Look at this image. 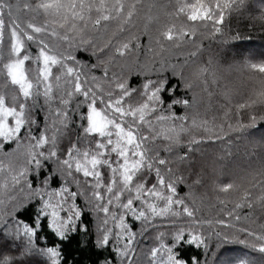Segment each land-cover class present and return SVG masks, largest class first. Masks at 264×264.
<instances>
[{
	"label": "snow or ice",
	"instance_id": "6c2138e0",
	"mask_svg": "<svg viewBox=\"0 0 264 264\" xmlns=\"http://www.w3.org/2000/svg\"><path fill=\"white\" fill-rule=\"evenodd\" d=\"M250 4L0 0V264H82L69 260L73 243L81 255L90 253L88 264H201L182 251L185 245L207 249L195 226L236 228L233 221L241 219L250 224L237 229L244 239L232 242L258 255L238 264H264V222L252 215H264V169L247 182L214 183L220 210L230 219L198 220V209L188 203L208 174L197 168L203 146L230 145L232 133L264 121V60L239 66L247 76L239 86L214 59L197 62L198 41L223 36L230 18ZM257 19L264 21V0ZM137 22L153 32L150 40L161 52L188 51L179 73L175 65L171 76L137 73L143 79L132 86L128 76L111 70L117 57L133 51ZM81 53L95 60L81 62ZM177 75L181 83L170 85ZM178 87L199 88L200 99L177 97ZM197 103L206 110L216 104L221 122L174 111ZM232 155L229 148L214 156L212 172ZM182 186L189 189L184 197ZM242 209L249 210L243 217ZM181 216L193 227L175 228L167 242L157 231L156 245L137 252L138 235L158 229L157 218Z\"/></svg>",
	"mask_w": 264,
	"mask_h": 264
},
{
	"label": "trees",
	"instance_id": "16d2710c",
	"mask_svg": "<svg viewBox=\"0 0 264 264\" xmlns=\"http://www.w3.org/2000/svg\"><path fill=\"white\" fill-rule=\"evenodd\" d=\"M260 15V0H251V4L248 9L245 10L243 15H235L230 18L227 22V26L224 30L223 36H217L216 38H201L198 41L201 45V55L198 58V63L206 61L207 57H211L218 63L227 64L228 62L234 63L236 65H241L245 60H251L257 62L264 60V21L257 19ZM132 34L135 37H138L137 40L133 41V51L128 54L126 57L120 58L117 57V63L112 66L111 70L116 73H123L124 75L130 78L132 86H138L143 76H137V73H147L153 79L157 75L162 74L165 76H171L172 66H176V70L179 73L182 70V65L184 60L188 56L187 50H177L172 49L170 51L161 52L159 48L150 40V36L153 32L150 30L147 34L144 32L143 25L141 22H137V26L133 29ZM136 44H139V47H136ZM152 48V51H149V48ZM33 52H35V46H33ZM81 62H90L95 60V57H88L84 54H78L77 57ZM230 64V63H229ZM239 67V66H238ZM241 69V68H239ZM187 72L186 69H184ZM242 70H240L241 72ZM97 75H100V72L97 71ZM247 79L246 73L242 72V77L240 76L241 84L244 80ZM181 82L179 81V76L172 77L170 80V85H178ZM239 82L237 86L241 85ZM193 91H187L183 87H178L176 96L185 97L192 99ZM174 111L177 116H189L191 118L194 114H199V109L195 106L192 109H185L180 105H176ZM199 114L198 118L202 119L203 111ZM215 111L216 122H221L223 118V113L218 110V107L213 108ZM213 117L209 116L210 123L213 120ZM264 132V121H258L255 128H250L245 132L239 133L236 136V139H240L241 135L248 132ZM220 144L219 141H217ZM209 144L204 145L205 155H223V153L230 148L233 155L228 157L224 162L223 166V175L221 177L214 176L211 180L216 182H227L229 180L235 179L232 175V171L229 172V169L232 167L234 161L237 160V157L245 151V154L250 152L257 153L260 148L256 147L247 149L246 146H243L240 143V146H208ZM225 149H223V148ZM218 150V151H217ZM203 159L198 157L197 168H202ZM208 172V171H207ZM207 176V175H206ZM205 176V178H206ZM264 178V177H262ZM209 190H202L201 186L193 189V195L189 198V206L195 209L196 219L200 220H215V219H230L221 212L222 205L219 204L216 193L212 190L214 184H210ZM189 189L187 186H182L179 189L180 196L184 197L188 194ZM223 198V197H221ZM195 201L193 204L192 201ZM232 203L228 204V209L232 208ZM248 209L238 210L239 214L243 217L248 213ZM254 217H261L257 221V224L264 222V215L257 210L252 214ZM159 228L156 230L150 229L149 232L145 233L143 236L138 235V244L137 252L140 253L142 250L148 246L147 241L154 240L157 231H162L166 233L165 240L167 242V234L174 231L177 227H184L189 229L193 227L191 224V218L187 216L181 217H167V218H157L155 221ZM236 224V228H222L219 225H213L209 227L207 224L202 227L196 225L195 228L200 232L205 238L207 243V249L201 247L197 248L195 245H185L182 249L185 257L197 256L201 260V264H238V261L243 258H249L257 256V253H253L250 248L245 247L242 244L232 242L233 239L239 238L244 239V234L237 231L240 227H248L250 222H246L241 219L240 221H233ZM164 224V225H163ZM256 227V225H252ZM134 231H141L140 222H135ZM221 232V236L217 237L215 232ZM227 235L228 240L225 241L223 237ZM44 241L41 240V244ZM51 243V240L48 241ZM70 251L72 255L69 257V260L73 258L76 261L82 262V264H88V256L90 253L85 250L84 254L77 250L75 243L71 246Z\"/></svg>",
	"mask_w": 264,
	"mask_h": 264
},
{
	"label": "rangeland",
	"instance_id": "374dc122",
	"mask_svg": "<svg viewBox=\"0 0 264 264\" xmlns=\"http://www.w3.org/2000/svg\"><path fill=\"white\" fill-rule=\"evenodd\" d=\"M212 59L210 56L206 58V61ZM219 60H217V66L220 69V71L224 74L225 77H227L228 80H230L233 84H241L240 76L242 77V72H240L241 69H239L240 65H236L237 63H231L228 62L227 64L223 63H218ZM230 63V64H229ZM231 66V67H229ZM187 74V72H185ZM193 97L195 96L197 100L200 99L201 93L200 89L196 88L193 91ZM195 106L198 107L199 109V114H201V111H203L202 119L207 118L210 119L209 116L213 117L215 116V111H213V108H217L218 106L216 104H213V106L210 109L206 110V106L203 103H197ZM218 110L223 113V110L218 107ZM199 119V118H198ZM211 124V123H210ZM216 124H219V122H216ZM239 133H232L231 138H232V143L230 145H226L223 142H218L211 143L208 146H240V143L243 144V146H246L247 149L249 148H256V147H261L260 150L257 153L250 152L248 154H245V151L242 152L238 157L237 160L234 161L232 167L229 169V172L232 171V175L234 176L235 179H243L244 182H247L248 179L251 178L252 175L257 174L260 170L264 169V132H248L243 135H241L240 139H236L235 137L238 136ZM249 147V148H248ZM223 148V147H222ZM225 149V148H223ZM250 150V149H249ZM218 151V150H217ZM255 151V149H254ZM214 155L207 154L202 158L203 164L202 168L206 169L208 172L204 185L201 186L202 190H209L210 189V184H214V181L211 180L214 176L216 177H221L223 175V170L225 169V166L218 164L216 167V172L213 173L211 170V165L210 162ZM164 225V224H163ZM148 246L145 248V250L151 248L152 246L156 245V241L151 240L147 241ZM143 259V258H142Z\"/></svg>",
	"mask_w": 264,
	"mask_h": 264
}]
</instances>
